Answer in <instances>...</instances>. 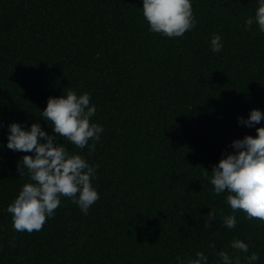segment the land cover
I'll use <instances>...</instances> for the list:
<instances>
[{
    "label": "trees",
    "instance_id": "trees-1",
    "mask_svg": "<svg viewBox=\"0 0 264 264\" xmlns=\"http://www.w3.org/2000/svg\"><path fill=\"white\" fill-rule=\"evenodd\" d=\"M191 2L196 26L169 38L149 31L143 0H0V264H177L197 252L218 264L220 251L264 264V221L233 212L210 183L232 142L257 135L239 118L264 111V32L245 24L258 3ZM69 90L91 94V123L104 127L94 150L65 142L96 167L100 199L84 214L61 197L41 231L17 232L7 208L32 182L17 172L32 153L7 148V126L39 120L64 143L41 111Z\"/></svg>",
    "mask_w": 264,
    "mask_h": 264
},
{
    "label": "clouds",
    "instance_id": "clouds-1",
    "mask_svg": "<svg viewBox=\"0 0 264 264\" xmlns=\"http://www.w3.org/2000/svg\"><path fill=\"white\" fill-rule=\"evenodd\" d=\"M257 3L255 16L249 17L245 24L251 27L256 23L264 32V0H257ZM142 10L150 25L149 31L169 38L182 37L197 23L191 0H143ZM210 45L214 53H220L222 37L214 35ZM90 99V93L78 95L73 90L48 98L41 117L50 122L52 132L63 137L64 143H59L56 135L46 132L39 120L30 127L20 122L7 126V148L32 153L24 155L17 163L20 177L27 173L32 182L22 186L7 208L17 232L41 231L47 218H51L61 205V197L71 198L84 214L100 199L92 183L96 178V167L85 157L70 154L65 146V142H70L80 149L89 147L91 151L95 149V142L100 141L104 127L91 123L97 108L90 104ZM261 121H264V111L260 109L251 110L247 119L239 118L241 125L256 128L257 135H246L232 142L234 151L213 165L210 183L217 195L227 191L226 202L233 212L242 210L247 219L264 221V127H256ZM90 140L93 141L91 145ZM207 217L210 224L216 219L215 211L211 209ZM236 224L235 215L223 219V225L228 229L235 228ZM231 247L244 253L249 251L248 244L239 239L233 240ZM218 256V264H241L239 258L234 261L225 251H220ZM246 259L247 264H255L259 257L253 253ZM177 264H208V257L197 252L195 259L185 261L177 257Z\"/></svg>",
    "mask_w": 264,
    "mask_h": 264
}]
</instances>
